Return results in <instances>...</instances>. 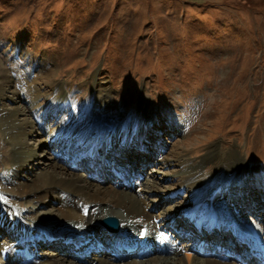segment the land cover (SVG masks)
Masks as SVG:
<instances>
[{"label":"rangeland","instance_id":"1","mask_svg":"<svg viewBox=\"0 0 264 264\" xmlns=\"http://www.w3.org/2000/svg\"><path fill=\"white\" fill-rule=\"evenodd\" d=\"M0 63L6 68L4 72L12 80L14 90L15 102L7 104L31 108L34 117L44 109H51L53 100L63 103L62 98L65 102L60 114L64 116L68 110L79 115L85 105L97 104L100 97L107 99L114 112L109 122L111 132L118 127L125 131L131 126L144 128L145 117L139 115L143 112L156 117L153 123L161 121L162 126L168 127H158L159 131L149 133L152 142H136L127 153L121 151L132 156L136 148L149 153L144 156L148 160L151 154L156 157V147H161L164 161L174 166L165 169L161 164H149L144 158L148 163L142 164L141 159L137 163L132 158L128 167L113 160L109 152L103 156L105 163L96 160L88 166L90 159L83 160L76 169L82 176L107 188L126 185L122 189L134 194L148 187L147 179L141 180L138 175L149 172L165 189L176 188L179 179L167 182L161 180L160 173L178 168L181 160L175 159L177 154L188 152L190 161L197 163L213 148L215 159L203 165L200 179L203 189L207 173L219 164L220 154L229 152V157L223 158L232 156L240 164L239 173L251 175L247 178L249 186L239 189L232 185L234 195L229 203L233 206L241 203V211L235 212L243 223L256 221L258 217L264 219V0H0ZM14 65L17 70L9 69ZM21 73L28 77L17 80L16 75ZM35 76L40 91L37 103L32 101L35 94L31 87L26 97L19 94L20 87L29 85ZM27 116L30 117L29 112ZM36 119L40 122V118ZM59 119H51L50 124ZM85 120L89 125L95 124L93 114ZM3 127L0 121V140L12 156L13 147ZM35 129L37 132L28 139L33 142L31 146L36 145L41 131L39 127ZM124 137L128 139L127 134ZM42 139L45 143L38 153L45 156L43 163H49L56 150L48 145V139ZM76 146L71 141L70 150ZM97 163L110 165L109 171L98 169ZM60 164L73 168L75 163L68 154ZM3 167L0 163V186L11 188L12 183H5L1 174ZM40 168L44 167L33 166L22 174L37 177ZM154 171L158 173L152 174ZM164 193L162 188L148 196L147 202H154L155 206L150 213L157 214L166 208L161 202ZM181 193L170 205L192 204L188 192ZM184 220H175L171 231L184 225V229L192 228L189 219L186 224ZM214 229V233L202 231L196 237L213 244L223 237L225 249L236 247V253H241V259L240 254L235 256L240 264L248 249L247 241L239 245L232 232L222 235L219 228ZM191 234L186 235L189 243L196 235ZM125 242L117 243L115 252ZM55 243L50 241L48 246H38V250L48 253L57 246ZM71 246V253H83L87 258H95L97 254L81 244ZM144 246L145 242L139 243V247L137 242L135 252L140 253Z\"/></svg>","mask_w":264,"mask_h":264},{"label":"bare ground","instance_id":"2","mask_svg":"<svg viewBox=\"0 0 264 264\" xmlns=\"http://www.w3.org/2000/svg\"><path fill=\"white\" fill-rule=\"evenodd\" d=\"M22 59L25 58L22 56ZM13 68L18 69L17 65L9 69ZM5 70L0 63V121L4 126L6 138L13 147V155L7 154V145L0 140V150L4 158L0 160L4 165V172L1 174L6 179L5 183H12L11 188L4 189V186H0V194L9 195L8 197L0 195V264H239L235 256L240 254L238 259H241V253H236V247L225 249L223 237L219 239L221 242L215 244L196 237L201 235L202 231L214 233L216 230L214 228H219L222 235L232 232L234 241L236 240L239 245L242 241H247L248 253L243 254L240 264H264L262 233L264 219L258 217L256 221L243 223L237 215L241 203L235 206L229 203L234 195L232 185L239 189L243 185L249 186L247 178L251 176L249 173H239L240 164L232 156L229 159L223 158L229 157V152H222L217 168L210 174L207 173L209 177L206 179L205 189L200 184V179L203 176L204 163L216 157L213 148L209 149L197 163L190 161V157H187L188 152L187 155L185 151L177 154L175 159L181 160L177 164L178 168L173 172L165 170L160 173L163 176L161 180L166 179L167 182L179 179L176 188L165 189L160 181L153 175L150 176L149 172L138 175L141 180H149L145 181L148 187L134 194L122 189L127 187L123 184L121 189L101 186L76 171L83 160L90 159L88 166L96 163V160L99 162L104 160L105 163L103 156L110 152L113 160L122 161L126 166L132 158L137 159L139 163L140 159L149 153L137 151L135 148L133 155L129 156L126 153L137 145L133 144L152 142L148 138L149 133L159 131L158 127H168L162 126L161 121L153 123L156 117L143 112V115L140 113L139 115L145 117L142 122V125L146 122L144 128L135 129L131 126L125 131V128L118 127L113 133L109 122L114 112L107 99L100 97H97V104L94 103L95 105L90 107L85 105L79 115L65 110L67 112L62 116L60 113L65 102L62 98L63 103L53 100L50 103L54 104L51 109H44L39 114L36 111L37 115L34 117L35 112H31V108L7 104V101L15 102V98L14 90H11L12 80ZM26 77L28 76L25 73H21V76L16 75L17 80ZM37 77L35 76L29 85L19 86L20 92L18 91L21 97L23 95L26 97L31 87L35 94L32 98L34 103L40 98ZM28 112L30 117L27 116ZM90 114L94 115L95 124L89 125L86 122L85 117H89ZM36 118H40V122ZM53 118L60 119L52 125L50 121ZM37 127L41 129L39 139L35 146H31L29 144L33 142L29 143L28 139L37 132L35 129ZM125 134L128 135V139L124 137ZM42 138L48 139L50 141L48 145L56 150V153L50 155L49 163H43L45 156L38 153L39 148L45 143ZM71 141L77 143L74 150H70ZM116 141L119 142L117 147ZM156 148V157L155 154H151L148 160L147 157L144 159L155 166L161 164L165 169L174 166L170 161H164L161 147ZM142 153L143 156H140ZM68 154L75 163L73 168L60 164L61 159ZM146 161L142 160V164L148 163ZM104 163L100 166L97 163L96 166L103 171L110 169V165L105 166L107 164ZM37 165L44 167L40 168V172L37 171L39 173L37 177L35 174L33 177H25L22 174L28 168L32 169ZM92 168L95 170V165H92ZM236 169L238 174L233 176ZM128 172L130 173V170ZM142 182H138L139 186ZM162 188L165 193L161 196V202L166 208L152 214L150 211L155 206L154 202H147L148 196ZM182 191L188 192L192 204L187 205L184 202L170 205ZM43 201L45 204L41 203ZM38 205L40 209H44L40 210ZM17 207H20V210ZM107 216H113L118 220L120 232L104 230L100 221ZM179 218L186 219L185 224L189 219L192 228L184 229V225L174 231L175 233L172 232V225ZM188 233H192L190 236L196 234L190 243L186 236ZM124 240L126 242L121 245L120 251L115 252V245ZM50 241H56L57 246L51 247L48 253L39 252L41 250H38V246H48ZM137 242L138 247L139 243L145 242L140 253L135 252ZM185 242L187 244L183 246ZM79 244L84 245V249L94 250L97 253L95 258H87L83 253L80 255L71 253V245ZM161 254L166 255L162 257Z\"/></svg>","mask_w":264,"mask_h":264},{"label":"water","instance_id":"3","mask_svg":"<svg viewBox=\"0 0 264 264\" xmlns=\"http://www.w3.org/2000/svg\"><path fill=\"white\" fill-rule=\"evenodd\" d=\"M100 224L108 231L117 232L119 230V222L113 216H107L100 221Z\"/></svg>","mask_w":264,"mask_h":264}]
</instances>
